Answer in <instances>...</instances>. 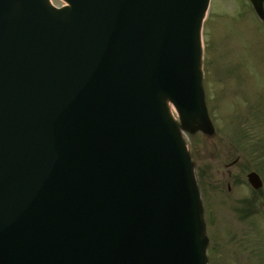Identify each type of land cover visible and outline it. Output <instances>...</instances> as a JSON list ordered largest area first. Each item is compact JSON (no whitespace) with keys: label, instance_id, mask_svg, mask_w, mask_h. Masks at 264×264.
I'll return each mask as SVG.
<instances>
[{"label":"water","instance_id":"obj_1","mask_svg":"<svg viewBox=\"0 0 264 264\" xmlns=\"http://www.w3.org/2000/svg\"><path fill=\"white\" fill-rule=\"evenodd\" d=\"M63 1L0 0V264H204L209 0Z\"/></svg>","mask_w":264,"mask_h":264},{"label":"rangeland","instance_id":"obj_2","mask_svg":"<svg viewBox=\"0 0 264 264\" xmlns=\"http://www.w3.org/2000/svg\"><path fill=\"white\" fill-rule=\"evenodd\" d=\"M50 1L56 7L63 4ZM258 19L248 0H210L202 28L201 88L211 131L192 128L190 134L170 107L207 219L212 200L225 207L230 203L225 218L243 216L244 198L239 195L246 190L248 172H257L264 183L259 160L264 141V28Z\"/></svg>","mask_w":264,"mask_h":264},{"label":"flooded vegetation","instance_id":"obj_3","mask_svg":"<svg viewBox=\"0 0 264 264\" xmlns=\"http://www.w3.org/2000/svg\"><path fill=\"white\" fill-rule=\"evenodd\" d=\"M261 146L260 166L264 169V141ZM239 196L244 198L243 216L235 219L224 217L229 202L228 207L210 202L214 208H209L212 216L205 224L207 264H264V183L258 190L247 185Z\"/></svg>","mask_w":264,"mask_h":264},{"label":"bare ground","instance_id":"obj_4","mask_svg":"<svg viewBox=\"0 0 264 264\" xmlns=\"http://www.w3.org/2000/svg\"><path fill=\"white\" fill-rule=\"evenodd\" d=\"M201 38H202V27H201Z\"/></svg>","mask_w":264,"mask_h":264}]
</instances>
